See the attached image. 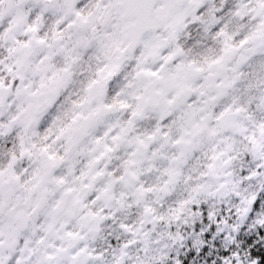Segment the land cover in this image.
Here are the masks:
<instances>
[{
  "label": "snow or ice",
  "instance_id": "1",
  "mask_svg": "<svg viewBox=\"0 0 264 264\" xmlns=\"http://www.w3.org/2000/svg\"><path fill=\"white\" fill-rule=\"evenodd\" d=\"M0 264H264V0H0Z\"/></svg>",
  "mask_w": 264,
  "mask_h": 264
}]
</instances>
